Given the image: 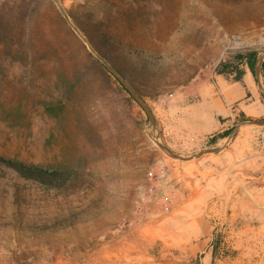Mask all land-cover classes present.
<instances>
[{"label": "rangeland", "instance_id": "rangeland-1", "mask_svg": "<svg viewBox=\"0 0 264 264\" xmlns=\"http://www.w3.org/2000/svg\"><path fill=\"white\" fill-rule=\"evenodd\" d=\"M59 1L0 0V156L78 171H0V264H264V116L183 137L236 52L262 81L264 0Z\"/></svg>", "mask_w": 264, "mask_h": 264}, {"label": "crops", "instance_id": "crops-1", "mask_svg": "<svg viewBox=\"0 0 264 264\" xmlns=\"http://www.w3.org/2000/svg\"><path fill=\"white\" fill-rule=\"evenodd\" d=\"M243 75L240 79L235 78V73L216 75L215 84H208L201 95L202 101L208 100L215 93H221L230 100L225 107L222 103L213 101L207 105L184 107L183 114L186 118L195 119V122L183 124V137L203 138L211 135L222 128L223 123L218 122L212 126L200 122L202 118L218 117L221 119L233 116L237 111L253 116H264V78L261 74L262 81L258 75H255L247 64H243ZM261 69V66H260ZM217 87V89H216ZM187 94V93H186ZM188 95L183 96V101ZM228 120V119H227ZM180 134V128L175 129Z\"/></svg>", "mask_w": 264, "mask_h": 264}, {"label": "trees", "instance_id": "trees-1", "mask_svg": "<svg viewBox=\"0 0 264 264\" xmlns=\"http://www.w3.org/2000/svg\"><path fill=\"white\" fill-rule=\"evenodd\" d=\"M83 30H86L84 26ZM257 62L258 52L255 50L236 52L235 61L223 63L220 72L225 74L235 73V78L240 79L243 75L241 66L247 64L250 70L256 74ZM261 73L264 78V60L261 62ZM2 170H8L28 183L45 190L60 189L68 184H74L78 176V171L74 167H46L0 156V171Z\"/></svg>", "mask_w": 264, "mask_h": 264}, {"label": "built area", "instance_id": "built-area-1", "mask_svg": "<svg viewBox=\"0 0 264 264\" xmlns=\"http://www.w3.org/2000/svg\"><path fill=\"white\" fill-rule=\"evenodd\" d=\"M168 134H169L168 131H163V137H164L165 140H166ZM161 135H162V134H161ZM160 141H161V140H160ZM153 190H154V185L151 184V185H149L148 188H147V193H152ZM146 198H147V197H146L145 194L142 195V196L140 197V199H139V202H140V203L145 202V201H146ZM163 205H164V209H165V210H170V208L173 206V199H172L169 195H165V197H164V201H163ZM125 224H126V223H122V224L120 225V227L124 226ZM131 224H132V222L129 221L128 225H131Z\"/></svg>", "mask_w": 264, "mask_h": 264}, {"label": "water", "instance_id": "water-1", "mask_svg": "<svg viewBox=\"0 0 264 264\" xmlns=\"http://www.w3.org/2000/svg\"><path fill=\"white\" fill-rule=\"evenodd\" d=\"M55 1H56V3L58 4L59 8L61 9L62 13L66 16V15H67V12H66V10L64 9L63 5L61 4V2H60L59 0H55ZM73 27H74L76 30H78V28H77L75 25H73ZM99 57L102 58V56H100V55H99ZM102 60L105 61L107 64H109L104 58H102ZM259 60H260V59H259ZM261 60H262V59H261ZM261 60L259 61V64H260V65H261Z\"/></svg>", "mask_w": 264, "mask_h": 264}]
</instances>
